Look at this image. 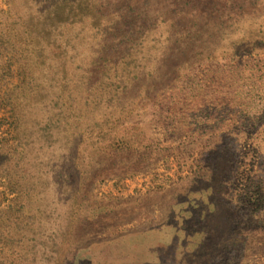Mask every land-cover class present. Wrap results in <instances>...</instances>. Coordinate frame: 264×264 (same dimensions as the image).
<instances>
[{"label": "rangeland", "instance_id": "1", "mask_svg": "<svg viewBox=\"0 0 264 264\" xmlns=\"http://www.w3.org/2000/svg\"><path fill=\"white\" fill-rule=\"evenodd\" d=\"M46 263L264 264V0H0V264Z\"/></svg>", "mask_w": 264, "mask_h": 264}, {"label": "bare ground", "instance_id": "2", "mask_svg": "<svg viewBox=\"0 0 264 264\" xmlns=\"http://www.w3.org/2000/svg\"><path fill=\"white\" fill-rule=\"evenodd\" d=\"M143 235V234H142ZM157 244V243H156ZM77 246V245H76ZM69 247V246H68ZM75 247V246H74ZM128 247V246H127ZM71 248V247H70ZM73 248V247H72ZM56 249V248H55ZM61 249V248H60ZM67 249V248H66ZM156 249V248H155ZM71 250V249H70ZM103 250V249H102ZM101 250V251H102ZM51 251V250H50ZM53 251V250H52ZM58 251V250H57ZM60 251V250H59ZM146 251V250H145ZM54 252V251H53ZM109 252V251H108ZM50 253V252H49ZM98 254V253H97ZM187 254V253H186ZM52 255V254H51ZM58 255H59V253H58ZM100 255V254H99ZM188 255V254H187ZM180 256H182V255H180ZM47 257V256H46ZM59 257V256H58ZM57 257V258H58ZM178 257V256H177ZM186 257V256H185ZM180 258V257H179ZM182 258H183V256H182ZM47 259V258H46ZM184 259V258H183ZM183 259H182V261H183ZM37 260H38V258H37ZM55 260V259H54ZM61 260H62V258H61ZM42 261V260H41ZM89 261V260H88ZM177 261H178V259H177ZM185 261V260H184ZM35 262H36V260H35ZM38 262V261H37ZM46 262V261H45ZM45 262H42V263H45ZM84 262H86V261H84ZM180 262V261H179ZM88 263V262H87ZM90 263V262H89ZM172 263V262H171ZM47 264V263H46ZM184 264V263H183Z\"/></svg>", "mask_w": 264, "mask_h": 264}]
</instances>
